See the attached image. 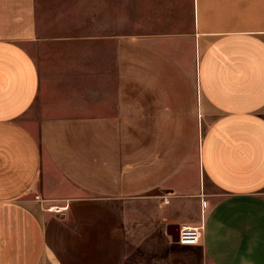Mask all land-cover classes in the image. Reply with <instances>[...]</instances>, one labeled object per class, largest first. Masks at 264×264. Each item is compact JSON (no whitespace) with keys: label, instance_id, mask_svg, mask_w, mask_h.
Returning a JSON list of instances; mask_svg holds the SVG:
<instances>
[{"label":"crops","instance_id":"1","mask_svg":"<svg viewBox=\"0 0 264 264\" xmlns=\"http://www.w3.org/2000/svg\"><path fill=\"white\" fill-rule=\"evenodd\" d=\"M180 1L182 31L153 32L156 2L133 0L151 27L87 37L117 63L90 51L55 90L35 0H0V264H264V0Z\"/></svg>","mask_w":264,"mask_h":264},{"label":"rangeland","instance_id":"2","mask_svg":"<svg viewBox=\"0 0 264 264\" xmlns=\"http://www.w3.org/2000/svg\"><path fill=\"white\" fill-rule=\"evenodd\" d=\"M132 2L133 0H35L36 20L39 25L38 41L29 48V51L40 72L45 77L48 76L51 80L50 85L55 90L64 67L63 72L66 74L68 73L66 66L73 65L72 63L80 66L88 61L89 66L91 65V59L88 57L91 56L90 51L95 53V50H111L110 60L117 63L118 56L114 52L117 48L116 39L87 41V37L132 34L135 28L142 27L143 30L144 26L148 29L151 27L152 23L146 21L135 25ZM155 2L157 22L153 25L155 26L153 32H181L185 21L181 1L152 0L151 3ZM122 7L123 16L119 15ZM36 106L35 103L30 115ZM201 135L199 129L191 133V138L188 136L186 140L187 149L184 154L187 159L184 172L191 176L201 172L197 148ZM175 251L179 252L178 249ZM193 256L194 259L199 258L200 251L198 249L193 251Z\"/></svg>","mask_w":264,"mask_h":264},{"label":"built area","instance_id":"3","mask_svg":"<svg viewBox=\"0 0 264 264\" xmlns=\"http://www.w3.org/2000/svg\"><path fill=\"white\" fill-rule=\"evenodd\" d=\"M35 199L41 201L39 196H36ZM65 207H60L58 205H52L46 210L50 213L60 214L64 211ZM179 236H178V245L185 246H195L197 245L199 238L201 236L202 228L200 226L191 227L187 225L179 226Z\"/></svg>","mask_w":264,"mask_h":264},{"label":"water","instance_id":"4","mask_svg":"<svg viewBox=\"0 0 264 264\" xmlns=\"http://www.w3.org/2000/svg\"><path fill=\"white\" fill-rule=\"evenodd\" d=\"M167 234L171 238V242L177 244L179 236V225L178 224H169L166 226Z\"/></svg>","mask_w":264,"mask_h":264}]
</instances>
